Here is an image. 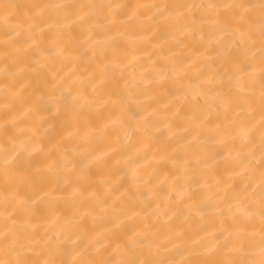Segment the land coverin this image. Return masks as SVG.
Here are the masks:
<instances>
[{
	"label": "bare ground",
	"instance_id": "bare-ground-1",
	"mask_svg": "<svg viewBox=\"0 0 264 264\" xmlns=\"http://www.w3.org/2000/svg\"><path fill=\"white\" fill-rule=\"evenodd\" d=\"M0 264H264V0H0Z\"/></svg>",
	"mask_w": 264,
	"mask_h": 264
}]
</instances>
